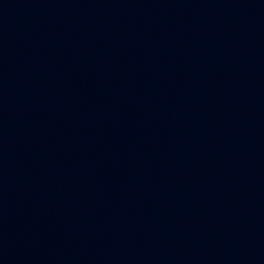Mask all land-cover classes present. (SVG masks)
<instances>
[{
  "label": "water",
  "instance_id": "obj_1",
  "mask_svg": "<svg viewBox=\"0 0 264 264\" xmlns=\"http://www.w3.org/2000/svg\"><path fill=\"white\" fill-rule=\"evenodd\" d=\"M0 264H264V0H0Z\"/></svg>",
  "mask_w": 264,
  "mask_h": 264
}]
</instances>
